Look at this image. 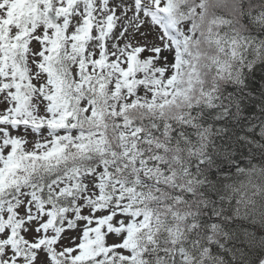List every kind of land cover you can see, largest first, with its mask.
<instances>
[{
    "label": "snow or ice",
    "instance_id": "obj_1",
    "mask_svg": "<svg viewBox=\"0 0 264 264\" xmlns=\"http://www.w3.org/2000/svg\"><path fill=\"white\" fill-rule=\"evenodd\" d=\"M249 7L0 0V264H264Z\"/></svg>",
    "mask_w": 264,
    "mask_h": 264
},
{
    "label": "trees",
    "instance_id": "obj_2",
    "mask_svg": "<svg viewBox=\"0 0 264 264\" xmlns=\"http://www.w3.org/2000/svg\"><path fill=\"white\" fill-rule=\"evenodd\" d=\"M248 11L250 13L251 20L254 22L251 23L248 28L243 29L242 35L243 38L247 39L250 44L254 45L256 56L250 63L257 64L260 63L261 60L259 50L261 46H264V0H250V7ZM241 28H243V26H241ZM257 74L264 75V72H262L260 69H257ZM250 78L256 81V83H258L261 88H264V81H259L255 76H252ZM256 98L259 99V96H257ZM260 147V145H257L256 149L253 150V156L255 157L254 159L252 157H241L240 160L223 165V167L225 168H231V172L222 173L219 178L225 180L226 184L233 183L238 179L243 182L244 178L238 177V175L236 174L237 167H239L241 170L247 169L249 174L254 169L256 173L259 174L261 168L264 167V165H261L260 162ZM259 206L260 205L257 204V207ZM253 224L255 228L264 232V223H262L259 219H255L253 221ZM261 238L264 239V237Z\"/></svg>",
    "mask_w": 264,
    "mask_h": 264
}]
</instances>
